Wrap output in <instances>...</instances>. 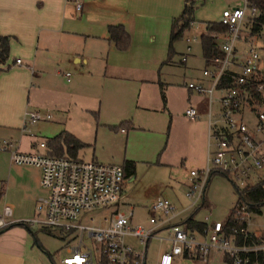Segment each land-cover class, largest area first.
Listing matches in <instances>:
<instances>
[{
	"label": "rangeland",
	"instance_id": "1",
	"mask_svg": "<svg viewBox=\"0 0 264 264\" xmlns=\"http://www.w3.org/2000/svg\"><path fill=\"white\" fill-rule=\"evenodd\" d=\"M193 5L195 23L190 33H185L182 39L172 44L171 48L169 43L171 25H167L165 30H159L154 41L144 39L143 50L134 54L130 61L125 62V67L129 71L127 78H110L103 72H98L94 65L71 66L62 69V73L54 77L52 72L56 68L52 66L47 69L43 79L47 86L52 85L57 92L49 90L37 96L39 102L49 103L46 107L48 110L33 109L32 106L28 108L29 112H38L42 117L53 116L48 121L42 119L34 124L26 123L25 132L28 133L29 130L37 140L50 139L62 130H69L78 135L82 142L90 145L78 155L85 161L94 158L99 163L118 165H122L123 160L128 159L136 162L134 174L136 181L125 182L122 186L126 197L107 211H100L102 215L113 210L125 214L131 213L129 224L132 227L142 225L150 228L152 226L149 223V211L146 207L155 199H166L177 210L189 205V201L185 198L186 188L189 185V172L197 169L199 165L197 161H194L193 165L190 159H187L183 166L180 164L181 156L185 158L191 153H189L190 145L182 135L181 129L184 125L176 122L174 114L183 112L187 107L189 90L186 86L188 83L196 84L204 79L203 71L207 67L202 57L199 40V35L203 31L201 25L203 22L218 21L224 8L241 6L242 0H194ZM35 9L37 16L44 13L40 5H35ZM48 10L51 9L47 8L46 13H49ZM38 21H43V18ZM247 29H250V24L241 26V39L237 43L232 67L236 70L240 69L248 48L252 46L263 57L260 72L256 76V80L260 81L264 79V54L262 53L264 38L262 34L249 38ZM187 36H194L195 42L190 45L191 52L184 64L180 61V55L186 54ZM72 43L80 46L77 41ZM88 44L92 46L90 42ZM64 45L66 40L61 39L52 52L56 59L65 58L62 52ZM89 45L87 54L97 51ZM76 67L84 72L82 77L76 75L78 70ZM120 73L122 72L119 71ZM66 74L69 76L66 77ZM157 78L166 85V106H163L159 95ZM67 79H69L68 83ZM84 79L86 82H83ZM152 80L154 83H151ZM81 84L85 89L80 88ZM78 85L79 88L76 90L74 86ZM32 94L33 90L31 101L34 102ZM196 95L198 94L194 92V96ZM214 97L219 95L214 93ZM260 100L257 101L258 105H261ZM197 101L203 105L202 100ZM217 105L214 101V108ZM243 118L250 126H253L256 121L254 113L245 112ZM124 121L131 122L135 128L141 129H124L127 130L126 134H121L119 125ZM4 140L9 141L7 137H2L0 143ZM5 155H7L5 152L0 151V168L4 169L8 157ZM157 162H169V164L155 165ZM259 174L260 179L264 180V169ZM204 198L205 205L195 214L200 204L191 208L179 219L184 221L194 214V219L198 222L208 224L224 222L235 207L238 197L227 177L213 174ZM3 205L1 200L0 208ZM36 217L35 215L32 219ZM248 218L249 229L262 234L264 205L260 207L259 213L251 214ZM31 230L36 235L37 241L27 233L24 237L20 232L15 231L13 240L0 248V264H61V260L67 256V249L76 247L79 242L78 233H63L53 229L52 233L47 234L37 225H33ZM160 236L165 238L167 233H161ZM126 242L139 250L134 239L128 238ZM84 244L95 252L93 264H99L96 255L97 245L88 237L84 239ZM168 248L169 243L151 239L146 250V264H157L160 255ZM173 264L226 263L221 253L210 251L205 260L178 258Z\"/></svg>",
	"mask_w": 264,
	"mask_h": 264
},
{
	"label": "built area",
	"instance_id": "2",
	"mask_svg": "<svg viewBox=\"0 0 264 264\" xmlns=\"http://www.w3.org/2000/svg\"><path fill=\"white\" fill-rule=\"evenodd\" d=\"M75 8L80 11L82 4L76 2ZM257 15V10L247 0H242L241 6L222 11L218 23L227 26L228 33L214 35L224 53L220 67L203 71V75L210 80L207 89L193 83L187 85L189 90L205 94L210 105L214 101L219 103L218 113L212 114L210 109L208 113L206 165L201 170L189 172L185 193L189 208L204 203L205 191L214 172L225 174L240 189L261 178L259 173L264 169V86L256 89L261 105L253 98L250 87L260 72L263 57L250 46L240 69H232L237 43L241 39V26L252 25ZM259 34L264 38V25ZM16 64L20 61L17 60ZM222 77L230 80L231 85L217 89ZM214 93L219 97L215 98ZM245 112L255 114L253 126L245 122ZM184 115L190 120L198 118L193 108L186 109ZM25 118L28 123H36L50 117L27 112ZM39 147L45 149V143ZM0 151L10 154V162L14 166L38 169L43 192L35 205L37 217L30 221L14 223L11 221V210L5 206L0 215V233L14 224L78 233V245L69 248L70 255L62 260V264H93L95 252L84 244L87 237L97 245V263L103 264H146V250L151 239L169 243V249L160 255L158 264H173L178 256H198L199 260H205L210 251L221 253L231 264H263L257 259H250L251 254L257 256L260 252L264 253V232L259 236L249 231L248 213L236 217L245 221V228L226 233L221 222L207 223L206 229L199 235L174 222L183 211H178L166 199H158L149 207V223L152 226L132 227L129 224L131 213L113 210L100 214V211H107L118 204L121 198L126 180L121 166L49 156L39 151L22 153L11 141L5 140L0 143ZM241 210L245 211L244 208ZM161 230L167 232L166 238L158 236ZM128 238L136 241L139 250L126 242Z\"/></svg>",
	"mask_w": 264,
	"mask_h": 264
},
{
	"label": "crops",
	"instance_id": "3",
	"mask_svg": "<svg viewBox=\"0 0 264 264\" xmlns=\"http://www.w3.org/2000/svg\"><path fill=\"white\" fill-rule=\"evenodd\" d=\"M80 1L0 0V35L11 37L9 58L7 61V64L11 65L9 68H5L7 64L4 67L0 66V68L4 69L0 72V139H2V137H7V140L11 141L19 152L30 153L39 151L47 153L46 147L45 149H41L39 145L45 143L48 138L39 141L29 130L28 133L25 132L27 123L25 114L29 112V106H32L33 109L41 108L48 110L46 107L49 103L39 102L37 96L49 90L57 92L52 85L49 87L45 84V79H43V77L45 76L47 69L55 66L56 69L52 72V76L55 77V75H60L62 73V69L71 66L78 67L79 65L83 67L94 65L95 69H98V72H103V74L110 78H127L129 71L127 67H125V62L130 61L134 54L143 50L144 39H151V41H154L155 35L159 30H165L167 25H171L170 23H172L173 19H177L181 15L186 0ZM188 1L194 2V0ZM76 2L82 4L80 11H77L75 8ZM35 5L42 6V10L44 11L42 15L37 16V14H35ZM233 7H238V5ZM47 8L52 11L48 10L49 13H46ZM226 9L230 8H224L222 11ZM40 18H43V21H38ZM194 23L186 33H190ZM204 23L206 22H203V25H201L203 31L200 33L199 37L205 31ZM80 24H82V26ZM111 25H122L129 34L130 43L126 50L119 51L108 41L107 27ZM61 39L66 40V45L62 46V52L66 59L64 58L62 60L56 59L52 53L57 45H59ZM192 39H194V36L186 37V54L180 55L181 63L185 64L187 62L186 57H188L191 52L190 45L195 42V40L192 41ZM73 41H77L80 46L72 43ZM88 42H90L92 46H90ZM88 45L97 51L87 54ZM188 48L189 51H187ZM17 60L20 61V64H16ZM119 71L122 73L119 74ZM76 73L77 76L82 77V73L84 72H81V70L78 69L76 70ZM91 75L92 74H90V76ZM68 76L69 75L66 74V77ZM203 78L204 79L199 80L196 84L194 82L190 83L200 85L204 89H207L210 86V80L204 75ZM85 80L86 79H84L83 82H86ZM156 80L162 104L163 106H166V85L161 83L158 78ZM153 81L154 80H152L151 83H154ZM66 82L68 83L69 79H67ZM74 88L78 90L79 85L74 86ZM80 88L85 89L82 84ZM32 90V96H34L32 99L35 100L34 102L31 101ZM188 92L187 107L183 112L174 114L176 122L184 125L181 129L183 133L182 135L189 143V153H191V155H187L188 157L185 158H182L181 156L180 164L183 166V163L185 161L187 162V159H190V162L193 165L194 161H197V164L199 165L197 169L192 170H201L206 165L207 119L209 109L212 114L218 113L217 111L219 109L217 107H219V103L216 101L218 105L214 108V102L210 105L208 97H205V94L194 96L193 91L189 90ZM162 95L165 98L164 100ZM197 100H202L203 105H200ZM188 108L196 110L198 115L197 120H190L185 117L184 113ZM49 117L50 118L47 119V121L50 120L51 117L53 118V116ZM119 127L121 128L119 130L121 134H126L127 130L125 131L124 129H141L139 127L135 128L131 122L127 121L121 123ZM119 127L115 128L118 129ZM63 131L70 133L85 145V147L78 152V155L81 151L90 147L89 144L82 142L78 135L73 134L69 130H62L61 132ZM6 154L7 155L5 156L8 157L5 161L7 162L5 169L2 167L0 168V201L2 200L4 203L0 208V215L3 212V208L9 205L8 207L11 210V221L14 223L25 219H32L36 215V201L43 195L39 185L41 173L36 168L12 165L9 153ZM78 155L77 158L83 160L78 157ZM90 161L97 162L94 158ZM125 161L123 160L122 165H109L123 167ZM128 161H133L136 166L134 160L128 159ZM168 164L169 162H157L155 165L166 166ZM134 181H136L135 175L125 180L127 183H133ZM125 197V193L122 191L119 201H122ZM158 199L153 200L150 205ZM150 205L146 207L148 211ZM190 209L189 205L185 208L179 209L178 211L183 212L174 220V222L181 225L185 220L182 221L179 218ZM31 228L32 227H30V229ZM15 231L20 232L24 237L26 236V233L29 235L28 230L25 227L16 226L14 224L0 233V248L5 247L6 243L13 240ZM249 231L259 236L263 235V233L259 234L250 229ZM164 232L167 233L165 230H161L157 234L161 237L160 234ZM69 255V249H67V256L64 258L69 257ZM178 258L183 257L178 256L174 258V261Z\"/></svg>",
	"mask_w": 264,
	"mask_h": 264
},
{
	"label": "trees",
	"instance_id": "4",
	"mask_svg": "<svg viewBox=\"0 0 264 264\" xmlns=\"http://www.w3.org/2000/svg\"><path fill=\"white\" fill-rule=\"evenodd\" d=\"M247 1L250 6L254 7L258 12L257 17L255 18V22L250 25V29H247L249 38H252L253 36L255 37L259 35L261 26L264 25V0ZM193 4V1L190 2L186 0L181 15L177 19L172 20L169 38L170 48L174 42L183 38L184 34L190 30L191 25L195 22L193 16L195 7ZM204 26L205 31L199 37L202 57L207 68H218L220 67L219 62H221L224 58V53L219 49L217 40L215 39L214 35L227 34L228 27L218 22H206L204 23ZM107 35L108 41L112 43L115 48H117L119 51H124L128 48L130 43V36L122 25L108 26ZM10 41L11 37L0 35V66L2 67L6 66L9 58ZM262 49H264V45ZM5 68H9V65ZM3 70L4 69L0 68V72ZM230 85V80H228L226 77H222L217 85V89H225L228 88ZM260 85L264 86V79L257 81L255 77L252 82V86L250 87L253 94V98L255 100H260V95L256 91L257 87ZM162 98L163 100L165 99L163 95ZM45 147L49 156H66L72 159H77L78 152L82 148H84L85 145L82 144L70 133L63 131L58 135L46 140ZM122 168L124 171L125 179L131 178L135 172V163L133 161L126 160L123 163ZM213 174H221L227 177L225 174L219 172H214ZM231 184L233 185L238 198L237 203L235 207L231 210L229 217L224 222H221L223 225V230L226 233H231L234 230L238 231L246 227L245 221H240L239 219H236L238 215L242 216L243 213H248L249 215L259 213L260 207L264 205V180L258 179L256 182L249 183L241 189L233 183ZM204 205L205 199L204 203L198 206L194 214L199 208L203 207ZM241 208H244L245 211L243 212ZM194 214L187 218L181 224V226H183V228L188 232L200 235L206 229L207 223L196 221L194 219ZM15 225L25 227L28 230L29 235H31L34 240L37 241L36 235L33 233L30 227L21 224ZM41 231L50 234L52 233L53 229L41 228ZM183 258L192 260L199 259L198 256H194L192 258L184 256ZM250 259L251 261L257 259L259 262H262L264 264V253L260 252L257 254V256L251 254ZM223 261L226 264H231V262L226 258H223Z\"/></svg>",
	"mask_w": 264,
	"mask_h": 264
}]
</instances>
